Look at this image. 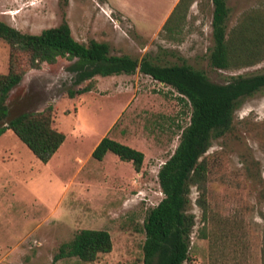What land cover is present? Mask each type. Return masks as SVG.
<instances>
[{
	"label": "rangeland",
	"instance_id": "obj_1",
	"mask_svg": "<svg viewBox=\"0 0 264 264\" xmlns=\"http://www.w3.org/2000/svg\"><path fill=\"white\" fill-rule=\"evenodd\" d=\"M0 0V21L38 33L62 19L79 42H106L111 54L160 64L185 62L214 83L264 71L250 65L214 68L208 54L211 0ZM226 31L247 13L264 17V0H225ZM8 46L0 39V72ZM70 61L58 57L25 71L6 99L7 116L51 105V126L64 140L43 163L6 129L0 134V264H142L143 221L162 197L156 173L188 123L190 106L171 87L137 70L94 76L76 93ZM73 92L72 96L68 92ZM182 97V98H181ZM102 136L142 152L138 171L129 161L90 152ZM200 159L206 166V217L190 187L193 214L187 259L182 264H264V89L244 97L230 128L212 138ZM104 229L111 248L93 261L75 257L51 262L59 243L79 229ZM4 254V255H3Z\"/></svg>",
	"mask_w": 264,
	"mask_h": 264
},
{
	"label": "trees",
	"instance_id": "obj_2",
	"mask_svg": "<svg viewBox=\"0 0 264 264\" xmlns=\"http://www.w3.org/2000/svg\"><path fill=\"white\" fill-rule=\"evenodd\" d=\"M182 1L177 0L162 27H168ZM211 3L209 64L214 68L228 69L263 59L264 17L260 12L244 14L226 31L228 8L225 0H211ZM0 39L8 46L7 69L0 72V134L10 129L43 163L64 140V134L51 126V105L40 111H22L8 117L6 104L9 92L25 71L38 68L43 62L52 64L58 57L70 61L68 70L74 73L75 83L88 80L76 93L90 90L91 79L96 75L132 74L137 70L171 87L186 99L190 106L188 123L181 129L173 152L157 170L162 197L146 213L141 245L142 264H182L187 259L193 225V214L188 211L191 186L197 191L196 204L202 211V218L206 217V166L200 157L212 138L230 128L232 113L240 100L264 89V71L237 74L227 82L214 83L201 70L185 62L160 64L148 54L137 60L127 54L109 53L106 42L94 39L86 44L79 42L71 35L65 19L38 33L21 32L0 21ZM72 94L68 92L69 96ZM106 152L116 155L119 160L129 161L135 171L141 166V151L102 136L90 156L101 160ZM110 248L111 240L106 230L83 228L76 231L71 239L58 244L51 262L68 257L90 262Z\"/></svg>",
	"mask_w": 264,
	"mask_h": 264
},
{
	"label": "crops",
	"instance_id": "obj_3",
	"mask_svg": "<svg viewBox=\"0 0 264 264\" xmlns=\"http://www.w3.org/2000/svg\"><path fill=\"white\" fill-rule=\"evenodd\" d=\"M95 146V145H94ZM7 247V245H4V246H0V250H2V249H4V248H6ZM4 255V254H3Z\"/></svg>",
	"mask_w": 264,
	"mask_h": 264
}]
</instances>
